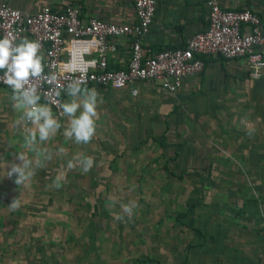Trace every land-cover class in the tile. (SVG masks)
Instances as JSON below:
<instances>
[{
  "label": "crops",
  "instance_id": "0c3cea01",
  "mask_svg": "<svg viewBox=\"0 0 264 264\" xmlns=\"http://www.w3.org/2000/svg\"><path fill=\"white\" fill-rule=\"evenodd\" d=\"M6 1L24 12L38 11L45 5L56 9L74 5L84 17L96 16L119 23L135 20L132 0ZM219 2L226 8L245 7L258 14L264 13V0ZM156 3L144 48L181 47L189 36L206 26V0H156ZM22 38L31 40L26 35ZM110 44L109 66L125 67L130 54L129 39L113 38ZM204 63L199 73L183 78L175 92L167 91L157 80L120 89L84 86L96 89L102 97L93 140L87 145L76 144L62 135V127L54 138L40 146L39 153L29 151L12 127L16 113L9 100L11 90L0 86V264H264V231L256 232L259 225L264 226L262 215L259 216L261 220L238 223L234 209L243 206L248 215L260 208L259 212L264 213V204L260 205L264 203L261 79L248 77L247 64L242 58L210 55L204 58ZM132 87L137 90L136 95L132 94ZM67 99L63 92L62 100ZM41 103H44L42 99ZM161 111L166 115L171 112L164 127L170 143L166 155L172 156L170 154L177 151L173 141L176 138L178 144L179 138L180 147L186 142L187 149L179 153L178 161L185 159L190 163L193 158L197 165L211 164L212 173L228 165L232 171L240 168L250 174L251 180L262 181L246 185L250 190L248 194L233 196L235 192H230L231 188L223 199L225 204H199L192 209L180 203L138 205L131 224L115 218L121 213L119 204L101 207L102 211L115 214L105 219L108 228L99 231L102 249L78 252L75 245L70 250L71 244H68L65 250L61 228L62 224H71V220L61 213L75 210L76 205L61 203L62 182L59 187L54 186L55 176L64 172L68 181L105 180L137 165L139 169L131 175L133 179L138 178L141 173L139 145H128L131 151L126 158L132 159L125 161L124 135L131 129L127 128L131 125L126 124L135 126L133 130L154 131L155 127L149 125L155 123L154 118ZM53 115L56 116L54 112ZM57 118L62 125L66 124L65 117ZM242 120L254 128L252 136L247 134ZM62 140L67 141L65 146ZM61 147L64 153H59ZM19 151H27L34 160L41 162L34 177L27 185L20 186L15 183L14 176H6V163L12 162ZM47 153L52 154L51 159H47ZM78 154L94 158L95 166L89 172L80 168L67 169V161ZM218 194L225 196L221 192ZM16 199L20 203L13 208L11 204ZM94 208L91 204L85 210L93 211ZM178 212L183 214L178 215Z\"/></svg>",
  "mask_w": 264,
  "mask_h": 264
},
{
  "label": "built area",
  "instance_id": "2783aa9c",
  "mask_svg": "<svg viewBox=\"0 0 264 264\" xmlns=\"http://www.w3.org/2000/svg\"><path fill=\"white\" fill-rule=\"evenodd\" d=\"M206 4V26L189 36L181 47L159 50L143 47L154 19L156 0H132L135 20L125 23L84 17L74 5L61 9L45 5L38 11L24 12L0 0V38L26 35L40 42L45 74L54 71L58 80L53 85L44 80L35 83L41 99L51 100L50 107L60 118L57 103L63 102L61 89L71 80L81 79L83 86L114 89L157 80L164 89L175 92L183 78L203 69L204 58L210 55L244 59L248 77L261 79L264 96V13L245 7L226 8L219 0H206ZM113 38L130 41L129 58L123 68L109 66ZM0 86L8 88L2 82ZM134 91L137 90L132 87Z\"/></svg>",
  "mask_w": 264,
  "mask_h": 264
},
{
  "label": "rangeland",
  "instance_id": "374dc122",
  "mask_svg": "<svg viewBox=\"0 0 264 264\" xmlns=\"http://www.w3.org/2000/svg\"><path fill=\"white\" fill-rule=\"evenodd\" d=\"M170 113L166 115L164 111H161L159 112L160 115L155 116V123L153 122L154 124L149 125L155 127L156 130L154 131H150V129L145 131L133 130L132 128L136 127L127 123L128 119H125L126 125H131L127 126V128H131L129 133L124 135L125 161L132 159L126 158L130 157L127 152L131 151L128 145L135 147L139 145L137 147H139L138 149L141 152V173L138 178H132L133 175L131 174L138 168L137 165H133L130 168L131 170H127L128 172L117 175H115L116 173L112 174L109 177L110 179L62 181L61 203L70 204L72 207L76 205L75 210L61 213L62 217L69 216V220H71V224H62L61 228V237L65 241V250H68V244H71L70 250H73V245H75L76 248L74 249L78 252L99 251L102 249V244L98 237L100 235L99 231L107 227L105 219L108 220L109 215V218H112L115 214L102 211L101 209L105 206L113 205L112 202L114 200L118 201L116 204L127 203L129 200L136 201L138 205L180 203L187 204V208L192 209L199 204H225L223 199H225L224 197H226L228 190L231 188L233 190L230 192H235L233 196L248 194L250 190L246 188V185L251 184L252 186L253 183L262 181V179L251 180L250 174H245L242 170L240 171V168L236 169L237 171H232L228 165L221 166V168L216 169L212 173L211 166L213 165L211 164L197 165L196 160L193 158H191L192 162L190 163H186L185 159L181 162L178 161L179 153L184 148L187 149L185 146L186 142H182L184 145L181 144L182 146L180 147L181 141L179 138L177 139L179 141L178 144L176 143V138L173 141L174 146H177V151L170 154L172 156L166 155L168 149L166 147L170 146V143L166 140L164 127L165 119L169 117ZM66 143L67 141L62 140V145L65 146ZM114 175L116 176L115 178L112 177ZM219 192L224 193L225 196H220ZM91 204L95 206V210L86 211L85 209ZM262 204L264 203L261 202L260 205ZM242 207H234L238 223L259 220L260 215L264 219V213L261 214L259 212L260 208H258L259 213L248 212L249 214L247 215ZM153 213L157 214L156 212ZM177 214L183 213L178 212ZM122 221L131 224L132 216L129 218L124 215ZM258 227L256 232L262 233L264 226L259 225ZM65 237L68 239H65ZM74 242L75 244H73ZM129 247L131 248V244Z\"/></svg>",
  "mask_w": 264,
  "mask_h": 264
},
{
  "label": "clouds",
  "instance_id": "9594fccd",
  "mask_svg": "<svg viewBox=\"0 0 264 264\" xmlns=\"http://www.w3.org/2000/svg\"><path fill=\"white\" fill-rule=\"evenodd\" d=\"M39 41L27 38H14L5 35L0 38V82L11 89L9 100L16 113L12 127L23 138L27 149L33 153L41 151V145L51 140L63 127L62 135L76 144H89L97 132V119L99 116L98 105L102 103L98 91L83 86L81 79H74L61 89L68 99L57 103L60 115L66 118V124L53 115L50 107L51 100L41 103V93L36 86V81L44 80L53 85L58 80V74L54 71L45 74L43 57L40 54ZM58 91L56 95L58 96ZM136 95L134 91L132 93ZM245 124V121H241ZM247 134L252 136L254 128L245 124ZM59 153H64L61 147ZM47 159L52 158L51 153L46 154ZM95 160L91 156L75 155L67 161V169L80 168L83 172H89L95 166ZM41 166V162L34 160L27 151L15 153L14 160L6 163L8 177H15L17 185H27L34 177L35 170ZM66 179L64 172H59L54 179V186L59 187ZM16 199L11 205L19 206ZM113 205L118 201H113ZM121 214L115 218L122 220L124 215L129 218L138 207L134 200L119 204Z\"/></svg>",
  "mask_w": 264,
  "mask_h": 264
},
{
  "label": "trees",
  "instance_id": "16d2710c",
  "mask_svg": "<svg viewBox=\"0 0 264 264\" xmlns=\"http://www.w3.org/2000/svg\"><path fill=\"white\" fill-rule=\"evenodd\" d=\"M255 202V200H253Z\"/></svg>",
  "mask_w": 264,
  "mask_h": 264
}]
</instances>
